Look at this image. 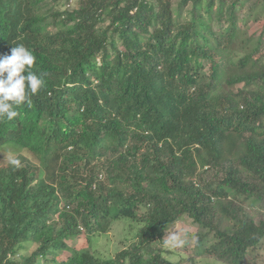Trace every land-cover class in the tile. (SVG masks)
I'll return each instance as SVG.
<instances>
[{"label": "trees", "instance_id": "trees-1", "mask_svg": "<svg viewBox=\"0 0 264 264\" xmlns=\"http://www.w3.org/2000/svg\"><path fill=\"white\" fill-rule=\"evenodd\" d=\"M71 1L0 0V55L22 44L45 74L0 119L17 152L0 165V264H172L155 242L183 214L202 254L242 264L264 241L246 210L264 200V50L230 49L247 0H181L190 21L171 0ZM119 219L132 240L99 256L94 231ZM81 234L89 247L68 244Z\"/></svg>", "mask_w": 264, "mask_h": 264}, {"label": "rangeland", "instance_id": "rangeland-1", "mask_svg": "<svg viewBox=\"0 0 264 264\" xmlns=\"http://www.w3.org/2000/svg\"><path fill=\"white\" fill-rule=\"evenodd\" d=\"M180 1L171 0L173 14H179V18L182 20L190 21L191 2L180 7ZM256 1L258 0H247L238 3L235 7L238 30L237 37L231 43L230 49L236 50L239 54L251 51L257 44L264 50V0H260L261 2ZM77 2L78 0H72L69 4L76 6ZM213 28L217 30L218 26L214 23ZM209 67V62L205 61V72L209 71ZM230 68V72H237L236 68ZM16 153L13 151L7 153L0 151V165L8 162ZM21 154L36 161L27 151H23ZM246 210L256 223L264 220V200L262 202L255 201ZM139 212L141 213V210ZM138 226L139 224L129 219H119L114 221L105 232L94 231L91 250L102 257L113 256L130 243ZM221 227L226 231H231L233 228L232 223L227 219L222 222ZM203 233H205V229H200L187 214H183L165 230L163 237L156 240L155 243L162 250L165 259L172 264H223L212 254H202L204 248L196 246L199 234ZM203 241L201 243L205 247L213 242L209 239ZM67 242L71 246L77 245L78 248L89 247L84 234L71 238ZM33 248L34 245L30 246L29 250L31 251ZM44 264L50 263L45 262ZM242 264H264V241L259 248L253 249L251 253L245 256Z\"/></svg>", "mask_w": 264, "mask_h": 264}, {"label": "clouds", "instance_id": "clouds-1", "mask_svg": "<svg viewBox=\"0 0 264 264\" xmlns=\"http://www.w3.org/2000/svg\"><path fill=\"white\" fill-rule=\"evenodd\" d=\"M37 57L32 49L24 45L12 47L10 54L0 55V119L17 118L19 106H31V97L45 86V74L33 71ZM11 163L19 167L21 162Z\"/></svg>", "mask_w": 264, "mask_h": 264}]
</instances>
